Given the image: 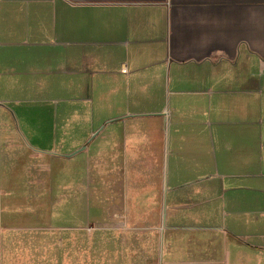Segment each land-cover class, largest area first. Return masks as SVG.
<instances>
[{
  "label": "crops",
  "instance_id": "0c3cea01",
  "mask_svg": "<svg viewBox=\"0 0 264 264\" xmlns=\"http://www.w3.org/2000/svg\"><path fill=\"white\" fill-rule=\"evenodd\" d=\"M0 151V264H264V0H0Z\"/></svg>",
  "mask_w": 264,
  "mask_h": 264
},
{
  "label": "rangeland",
  "instance_id": "374dc122",
  "mask_svg": "<svg viewBox=\"0 0 264 264\" xmlns=\"http://www.w3.org/2000/svg\"><path fill=\"white\" fill-rule=\"evenodd\" d=\"M10 106L11 107H15V105L13 104V103H11L10 104ZM9 116H10V118H12V115H11V113L9 114ZM12 120H13V124L15 125V120L12 118ZM10 122H11V120H9ZM12 123V122H11ZM1 150H3V148H1ZM10 156H11V154H10ZM82 161H83V159H79L78 161H77V163L75 164V167L77 168V172H78V174H83V167H84V164H82ZM3 163H4V160H3V154H2V152L0 151V168L1 169H3V168H5V166L3 167ZM3 172V171H2ZM78 182H79V185H81L82 186V188H84L85 187V184H86V182L84 181V179L83 180H78ZM74 199V198H73ZM73 201V200H72ZM86 202H87V200H86V196H85V191L83 190L82 192H79V193H77L76 194V196H75V204L76 205H80V206H85V204H86ZM72 203V202H71Z\"/></svg>",
  "mask_w": 264,
  "mask_h": 264
}]
</instances>
